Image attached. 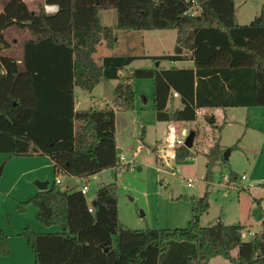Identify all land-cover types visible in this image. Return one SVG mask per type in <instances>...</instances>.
Instances as JSON below:
<instances>
[{
    "label": "trees",
    "instance_id": "obj_1",
    "mask_svg": "<svg viewBox=\"0 0 264 264\" xmlns=\"http://www.w3.org/2000/svg\"><path fill=\"white\" fill-rule=\"evenodd\" d=\"M46 4L57 5V12L48 13ZM112 8L115 27L100 18ZM14 27L28 29L31 37L23 43V70L14 57L0 54V153L45 155L56 177L72 176L83 186L92 176L118 167L120 156L115 107L77 110V87L93 91L104 80H118L115 105L131 109L134 82L152 79L157 121H196V138L200 120L213 131L222 128L213 109L264 106V5L250 23L239 24L235 0H45L37 11L24 0H8L0 13V50L10 48L5 32ZM116 30H175L172 53L145 58L193 65L131 69L124 76L138 57L108 55L97 64L99 46L115 48ZM175 93L182 106L172 109ZM202 109L205 114L199 116ZM202 138L193 146L198 153ZM209 143L203 152L208 183L215 166L229 164L220 140ZM190 153L181 146L175 156L185 160ZM228 173L237 179L233 170ZM57 184L20 205L23 212L33 204L44 226L61 227L49 233L24 229L34 264H208L215 257L232 264H264V218L250 241L244 240L247 225L241 223L202 226L201 216L210 207L208 193L189 198L193 217L187 227L133 230L120 223L116 183L101 184L91 205L83 186L60 189ZM9 254V236L0 229V256Z\"/></svg>",
    "mask_w": 264,
    "mask_h": 264
},
{
    "label": "rangeland",
    "instance_id": "obj_2",
    "mask_svg": "<svg viewBox=\"0 0 264 264\" xmlns=\"http://www.w3.org/2000/svg\"><path fill=\"white\" fill-rule=\"evenodd\" d=\"M7 1L0 0V12ZM24 1L33 11H37L42 2L45 3V0ZM235 3L237 22L248 24L260 14L264 0H235ZM49 6L51 5L46 4V9L50 10ZM100 18L106 26L117 25V15L113 8L103 10ZM116 34L118 41L114 49L99 46L97 54L94 55L97 64L111 53L138 57L127 69L154 68L158 61L145 58L146 52H152L154 55L172 53L176 41L175 30L159 32L116 30ZM5 35L9 42L13 41V38L23 41L31 37L28 29L16 27L8 29ZM14 49H6L3 54L14 57L19 69L23 70L22 45L14 46ZM160 62L161 66L171 64L166 60ZM118 83V80H104L99 92L95 93L79 87L75 90L79 101H83L80 104L82 110L93 106V95L115 107L118 149L122 151L119 154L118 168L106 169L88 180L89 188L86 194L88 204L91 205L101 184L116 183L118 215L123 226L133 230L176 229L187 227L193 217L189 198L201 197L208 193L210 207L201 216L200 224L202 226H212L218 222L226 225L247 224L244 240L250 241L261 230V218L264 216V212L261 211H264V106L215 109L214 113L222 128L213 131L200 120L201 132L195 141L204 138L200 142L201 153L192 149L187 159L179 160L175 156L176 149L169 147V140L174 138L173 124L157 121L152 101L147 106L141 101V96L137 98L136 93L137 100L133 102L131 109L117 108L114 103V90ZM112 85L114 89L111 88ZM213 138L219 139L228 151L229 164L226 167L215 166L213 180L208 183L205 180L207 159L203 152L208 149L209 141ZM238 142L239 148L235 147ZM161 159L164 164L160 162ZM230 170L238 176L235 184L225 181ZM241 176L246 178L242 179ZM56 180L61 182L57 184L60 189L76 187L80 190L84 184L80 179L68 175L56 177L53 173L49 180L50 186ZM17 182L16 178L9 184L4 180V187L11 191L6 194L0 187V194L6 195L8 202H14L20 213H25L19 209L21 202H25L20 199L23 193L21 189L26 186L21 182L17 188L13 187ZM72 183L74 185H70ZM8 208V203L3 205L4 210ZM56 230H61V227H56ZM231 255L236 257L237 251H232ZM208 264L232 262L228 258L215 257Z\"/></svg>",
    "mask_w": 264,
    "mask_h": 264
},
{
    "label": "crops",
    "instance_id": "obj_3",
    "mask_svg": "<svg viewBox=\"0 0 264 264\" xmlns=\"http://www.w3.org/2000/svg\"><path fill=\"white\" fill-rule=\"evenodd\" d=\"M51 6H53L54 8L57 7V5L55 4ZM55 12L57 11H54L53 13ZM156 32H159V31H156ZM24 41L25 40L20 41L19 38L18 39L13 38V41H10L11 47L8 49L13 48V50H15L14 46H19V45L20 46L22 45V48H23ZM101 46L103 47L104 45H101ZM3 53H4V50L0 52V54H3ZM151 53L152 52L148 51V53L146 52L145 56H158V55H154ZM5 55H8V54H5ZM111 55H115V54H111ZM192 65H193L192 61L171 62V64L168 66H161V62H159V67L161 68H170L173 66L182 68V67H190ZM129 69H135V68L129 67L126 71L123 72L124 76L127 75L129 71H131ZM102 85H103V82H101L96 88H94L93 91H89V92L90 93L99 92L98 90ZM111 88L114 89V86L112 85ZM133 90L137 94V98L138 96H141V101L147 104V106L150 103V101H152V106L154 109V82L152 79L136 80L133 85ZM115 98H116V95H115ZM93 99H94L93 102L91 101L93 103L92 104L93 106L103 108L107 105H110L103 99L98 98V96L96 95H93ZM82 102L83 101L81 100L79 101L78 96H77L76 98V109L77 110H82L80 107V104ZM181 106L182 105H181L180 97L178 94L175 93L171 101L170 107L172 109L173 108L175 109V108H181ZM116 107L119 108L118 106ZM119 109L125 110L124 108L123 109L119 108ZM214 110L215 109L211 110L210 112L215 114ZM203 114H205V110L202 109L199 111V116ZM216 119H217V116H216ZM172 124L174 127L172 133L174 134L173 135L174 138H176V137H181L182 135H184L185 132H187L188 134L190 131H195L197 122L196 121L194 122H173ZM117 145H118V142H117ZM192 149H195V148H191V150ZM160 162L164 164L163 159H161ZM2 164H4V168H3V171L0 177V187L4 190V193L6 194H8L11 190L7 191L8 188L4 187V180L7 182V184H9L11 180L14 178H16L18 182L13 187L17 188L19 183L21 182H24V185L26 186V188L21 189V191H23V193H21L22 196L20 197L22 201L24 200L26 201L28 197H31V195H35L37 192L41 191L36 185V183L48 182L47 188L50 187L49 180H50L51 174L54 173V168H53L52 161L45 155H37V156H32V157H11L9 154L0 153V165ZM70 177L74 178L72 176ZM70 185H74V183ZM5 196L6 195L0 194V229H2L9 236L10 254L7 255L6 258H4L5 256L3 258H0V264H33L35 256L32 250L30 249L26 238L22 235L24 229L29 227L35 232H39V233L58 232L60 230H56V227L58 226L46 227L43 224H41L37 220L38 210L34 206L28 205L26 207V210L24 211L25 213H20L17 210L18 206L16 207V204L14 202H8V199ZM6 203H8L9 208L4 210L3 205L5 206ZM263 218H261V221ZM244 225H247V224H244Z\"/></svg>",
    "mask_w": 264,
    "mask_h": 264
},
{
    "label": "built area",
    "instance_id": "obj_4",
    "mask_svg": "<svg viewBox=\"0 0 264 264\" xmlns=\"http://www.w3.org/2000/svg\"><path fill=\"white\" fill-rule=\"evenodd\" d=\"M49 9H46L48 13H53L54 11H57L58 10V6L56 8H54L53 6H49ZM189 134V133H188ZM187 132L184 133V135H182L181 137H176V138H173V139H170L169 140V147L170 148H174V149H177L181 146H185V140H186V136L188 135ZM118 168V167H117ZM242 179H245L246 177L245 176H241ZM225 181L227 183L229 182H232V184H235L237 182V179L235 180H232L230 179L229 177L225 178ZM58 184H60L61 182L59 180L56 181ZM191 182V181H190ZM190 185V183H189ZM88 185H85L83 186L81 192L82 194L86 195L87 192H88ZM92 209H90L91 211Z\"/></svg>",
    "mask_w": 264,
    "mask_h": 264
},
{
    "label": "water",
    "instance_id": "obj_5",
    "mask_svg": "<svg viewBox=\"0 0 264 264\" xmlns=\"http://www.w3.org/2000/svg\"><path fill=\"white\" fill-rule=\"evenodd\" d=\"M159 66V62L156 63V67ZM197 133L195 131H190L189 134L186 136V140H185V146L188 147L189 149L193 148L194 146V142H195V138H196ZM121 149H118V153L121 154ZM227 154L228 151H225L224 153V158L227 159ZM4 168V164L0 165V177L2 174ZM36 185L38 186V188L42 191V190H46L48 187V182H44V183H36ZM109 247H107L105 249V252H109Z\"/></svg>",
    "mask_w": 264,
    "mask_h": 264
}]
</instances>
